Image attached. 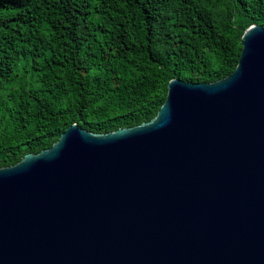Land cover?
Segmentation results:
<instances>
[{"label":"water","instance_id":"water-1","mask_svg":"<svg viewBox=\"0 0 264 264\" xmlns=\"http://www.w3.org/2000/svg\"><path fill=\"white\" fill-rule=\"evenodd\" d=\"M235 71L173 79L158 115L69 127L0 169V264H264V27Z\"/></svg>","mask_w":264,"mask_h":264},{"label":"trees","instance_id":"trees-1","mask_svg":"<svg viewBox=\"0 0 264 264\" xmlns=\"http://www.w3.org/2000/svg\"><path fill=\"white\" fill-rule=\"evenodd\" d=\"M253 24L264 0H0V169L151 121L171 80L231 75Z\"/></svg>","mask_w":264,"mask_h":264}]
</instances>
